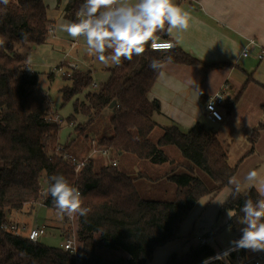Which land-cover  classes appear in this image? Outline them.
I'll list each match as a JSON object with an SVG mask.
<instances>
[{
    "label": "trees",
    "instance_id": "trees-1",
    "mask_svg": "<svg viewBox=\"0 0 264 264\" xmlns=\"http://www.w3.org/2000/svg\"><path fill=\"white\" fill-rule=\"evenodd\" d=\"M82 2L68 0L66 18L74 20ZM48 31L44 0L0 4V264H148L157 247L181 236L182 223L199 201L226 186L232 193L220 205L217 219L234 213V218H228L220 228L227 226L237 232L242 226L239 210L244 200H255L259 194L255 187L243 185L240 194H233L229 180L236 175L238 164L230 162L228 148L218 132L197 122L185 131L176 124L164 126L157 138L152 137L158 126L153 116L159 111V102L149 100L147 94L159 73L149 67L151 60L160 59L164 64L170 56V62L189 66H197L200 61L176 45L167 53L146 45L143 55L112 67L96 91L87 90L93 80L90 71L73 69L64 75L71 83L60 89L62 103L76 97L74 114L66 121L74 124L76 114L85 116L87 120L75 125V130L89 142L93 139L97 150L109 149L107 156L89 152L78 158L71 148L73 141L60 144L61 124L47 118L52 102L39 86V73L16 50L18 45L43 43ZM112 101L116 103L110 107ZM104 115L110 117L101 129L103 134L96 138V127L87 133ZM167 146L176 147L187 162L177 163L178 170L167 171L166 177L176 185L172 200L151 198L149 193L145 198L140 183L154 179L113 164L112 159L122 155L158 165L171 162L164 150ZM65 153L86 159V164L76 173ZM96 156L108 160L96 165ZM60 174L80 189L84 206L90 209L86 218L76 216L75 254L61 246L33 242L28 234L8 229V211L21 209L31 200L41 199L46 208L55 209L46 190L49 178ZM213 231V235L217 233ZM214 251L210 244L190 245L181 253H170L165 264H195ZM242 254L247 256V250Z\"/></svg>",
    "mask_w": 264,
    "mask_h": 264
},
{
    "label": "crops",
    "instance_id": "crops-1",
    "mask_svg": "<svg viewBox=\"0 0 264 264\" xmlns=\"http://www.w3.org/2000/svg\"><path fill=\"white\" fill-rule=\"evenodd\" d=\"M44 2L47 5L49 29H51L46 38L56 42L67 41L70 44L69 51L80 44L87 48L83 38L74 41L71 37L64 36L66 33L59 31V21L61 19L69 20L65 16V6L68 0H64L62 4L59 3V9H54L52 13H50L49 5L45 0ZM176 3L188 11L192 19L186 31L174 30L169 39L182 51L198 59L200 64L189 66L174 64L168 60L164 62L161 70L163 75H158L147 94L149 100L159 102V111L154 114V120L160 128L176 124L184 131L197 122H202L205 126L218 132L228 148L229 156L231 153H238L241 150L235 143V138L238 137L237 134H246L247 128L243 129L242 125L251 126V122L255 121L258 124L253 128L251 135L245 138L252 142L257 140L261 144L259 138L264 131V121L260 120L264 117V99L261 97V93H264V0H176ZM39 45H25L29 46L26 47L28 48L26 51L34 50ZM245 47L249 50V55L246 57L242 55ZM19 51L29 61L28 54ZM86 56L89 57V60L82 64L85 68H79L74 60L65 62L76 65L77 69L82 71H90L93 77L94 71H96L93 62L95 57L89 56L87 51ZM28 63L31 65L30 62ZM100 67L102 70L108 71L109 76L112 66L102 64ZM190 67H202L208 72L199 74L193 69H187ZM196 75H199V82L191 79ZM108 76H106V80ZM220 88L225 90V97L220 106L223 119L218 121L205 110V100ZM253 133L255 136L251 139ZM167 147H164L165 152ZM110 157L106 158L110 160L112 159ZM125 157L128 156L122 155L112 160L119 163L121 158ZM148 165L171 167L170 164L162 166V164L148 163ZM143 170L145 169L139 168L137 171ZM258 179L264 181V162H260V177ZM259 187L260 184L257 183L255 189L257 190ZM231 193L232 188L226 186L221 191L210 194L209 197L221 195L222 197L217 202L220 207L219 205L229 198ZM22 210L17 209L16 211ZM8 219L9 221L14 220L11 217ZM15 222L19 221L15 220ZM37 226L40 225L35 227ZM237 232V238H239L241 232ZM23 233L28 234V230ZM208 234L211 235V233H205V235ZM213 240L210 242L212 246ZM247 252V256L261 253L250 250ZM260 264H264V258Z\"/></svg>",
    "mask_w": 264,
    "mask_h": 264
},
{
    "label": "rangeland",
    "instance_id": "rangeland-1",
    "mask_svg": "<svg viewBox=\"0 0 264 264\" xmlns=\"http://www.w3.org/2000/svg\"><path fill=\"white\" fill-rule=\"evenodd\" d=\"M45 1L50 7V13H52L54 9H59L58 4H62L64 0ZM64 36L68 35L66 34ZM50 40H45L34 50L26 51L28 49L26 47L29 46L25 45H32L29 43L16 46V50H21L23 54L26 52L28 54V62H30L32 68L39 73V86L47 93L52 102L49 115L57 118L58 122L61 124V128L58 133L60 144H66L73 141L71 148L77 152L76 156H83L89 152H93V149L95 148L93 146V140L90 143L86 136H82L79 131L75 130V127L80 123H84L87 118L83 115L76 114L74 124H70L66 121L70 114H74L73 101L76 97L63 104L60 89L71 83L69 79L64 78L63 72L66 71L65 73L67 74L65 75H68L73 71V69H77V66H74L75 68H73V66L65 61L74 60L76 64H78L79 68H85L82 64L86 63V61L88 62L89 60V57L86 56L87 48L85 45L80 44L72 51H69L70 44L67 41L62 40L56 42L55 40ZM93 62L96 66V71H94L92 83L88 86L87 90L96 91L99 89V86L106 81L108 71L101 69L100 66L102 64L96 58H94ZM187 69H193L194 72H198L199 74L208 72V70L202 67H190ZM51 72L53 73V77L49 76ZM191 79L198 81L199 75L191 77ZM95 83L97 84L96 86ZM261 97L264 99V93H261ZM259 103L260 102L258 101V104ZM103 117L104 118L101 120L95 122L96 125L94 124L92 128H89L87 133H90L92 129L96 127V138L102 135L103 131L101 129L103 128V125L109 122L107 117L109 119L110 115H104ZM260 120L264 121V117L260 118ZM251 124V126L242 125L243 129L247 128V130H245L247 135L245 133L243 135L237 134L238 137L235 138V143L239 145L241 150L238 153H231L229 156L232 164H238V170L234 177L239 178L241 181L247 172L253 168L258 170L260 177V162H264V131L259 138L261 144L257 142V140L252 142L250 139L245 138L251 135L253 128L258 124V122L252 121ZM162 130L163 127L160 128V126H157L152 134V137L157 138L162 133ZM94 137L92 136V138ZM166 153L169 155L171 162L164 163L162 166L170 164V168L169 166L168 168L149 166V162L139 160L135 156L121 158L119 162V165L124 166L127 171H131L133 174H137V172H144L148 174L150 178L154 179L153 182L146 181L140 183L143 185V195L145 198L146 196L150 197L147 193L152 196L151 198L161 200H172L174 196L176 185L166 177V175L169 174L167 171L169 169L178 170L176 167L177 163L186 164L187 162L184 161L181 153L174 146H168L166 148ZM94 159L96 160V165H99V163H105L108 160H103V158H100L99 156H96ZM139 168H143L145 170L137 171ZM242 185L247 187L246 184L242 183ZM42 186L45 189V183H42ZM218 195L216 197H209L208 195L199 201L189 216L182 223L180 230L181 236L157 247L154 251L153 259L150 264H165V261L170 253H181L185 251L188 246L199 244L200 240L197 239V236L200 234L205 235V233H211L213 230L217 231L214 235L211 233L212 240L214 238L212 244L213 248L215 247V250L227 247L232 243V241L237 239L238 232L227 226L220 228L221 225L227 222L229 216L227 213L217 219L219 210L217 202L222 197L221 195ZM38 200L40 202H38ZM38 200H31L30 202L23 204V207L19 209H23L22 211H8L7 219L10 217L14 218L12 221H9L8 219V229L12 232L23 233L27 230L30 231L31 227L43 224L46 227V234L39 238V242L49 246H61V244L65 241L66 233L71 232V236H73L75 242L77 243L76 245H78L76 240L78 229L76 216H73V218L61 217L55 209L46 208L42 204V200ZM15 220H18L19 222H15ZM215 226L221 230L215 229ZM240 228L238 231H240ZM79 246L81 247V244ZM102 254L106 255L103 251Z\"/></svg>",
    "mask_w": 264,
    "mask_h": 264
},
{
    "label": "clouds",
    "instance_id": "clouds-1",
    "mask_svg": "<svg viewBox=\"0 0 264 264\" xmlns=\"http://www.w3.org/2000/svg\"><path fill=\"white\" fill-rule=\"evenodd\" d=\"M0 4L7 6L9 0H0ZM75 15L74 20L61 19L59 31L74 41L83 38L87 54L112 67L120 66L122 60L131 61L134 56L143 55L146 45L156 52H169L175 44L162 39L160 34L170 36L174 30L186 31L192 19L176 0H83ZM167 59L170 61L171 57ZM149 67L163 75L162 60H151ZM258 177V170L253 168L242 181L236 177L229 180L234 195L240 194L242 183L249 188L260 184L259 198H246L239 210L242 213L241 235L232 241V251L264 252V181H259ZM46 195L51 197L53 207L61 217L86 218L90 211L84 206L80 189L62 174L49 178ZM234 215L228 212L229 218ZM227 256L228 252H225L217 258L227 264Z\"/></svg>",
    "mask_w": 264,
    "mask_h": 264
},
{
    "label": "built area",
    "instance_id": "built-area-1",
    "mask_svg": "<svg viewBox=\"0 0 264 264\" xmlns=\"http://www.w3.org/2000/svg\"><path fill=\"white\" fill-rule=\"evenodd\" d=\"M49 32H51V29H49ZM167 40H170V39H167ZM242 53H243L242 55L245 57L249 55V50L247 49V47H245L243 49ZM259 57H262V55H259ZM71 66H73V68H75L74 66H76V65L71 64ZM65 72H63V75L67 74ZM224 97H225V90L223 88H220L219 90L213 92L209 96V98L205 104V110L208 112V114L213 119L218 120V121L223 119V114H222V111L220 110V106L224 102ZM47 118H48V120L58 121L57 118H54L52 116H48ZM93 146H95L94 142H93ZM96 152H100L102 155H105V156L109 155V149L97 150L96 148H94L93 153H96ZM64 156L67 159H69L70 162L73 164V166L75 167L76 173L79 172L82 169V167L86 164V159H78L77 157H75L73 155H69L67 153H65ZM116 162L117 161H113V164H116ZM34 233H35V235H34ZM44 234H46V227L44 225L34 227L30 231H28V237L33 242H37L39 240V238L41 236H43ZM197 239L200 240L198 245L210 244V241L212 240V235H210V234L198 235ZM237 239H239V238H237ZM61 246L65 251H68L72 254H75L78 250L75 239L73 238V236H71V232L66 233L65 241L63 244H61ZM233 247L234 246L231 243L227 247L215 250L211 256H209V257L205 258L204 260L199 261L195 264H205L206 261H207V264H211L214 262H220V263L224 264V261L218 259L217 257L223 255L225 252H228L227 264H260L261 260L264 258V252L257 253L256 255H253V256H246V255L242 254V251L244 249L232 251L231 249ZM209 258H211V259H209Z\"/></svg>",
    "mask_w": 264,
    "mask_h": 264
},
{
    "label": "water",
    "instance_id": "water-1",
    "mask_svg": "<svg viewBox=\"0 0 264 264\" xmlns=\"http://www.w3.org/2000/svg\"><path fill=\"white\" fill-rule=\"evenodd\" d=\"M115 103L116 101H112V103L110 104V107H112Z\"/></svg>",
    "mask_w": 264,
    "mask_h": 264
}]
</instances>
